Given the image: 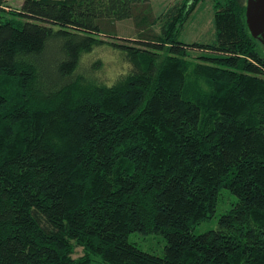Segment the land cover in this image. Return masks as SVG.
I'll use <instances>...</instances> for the list:
<instances>
[{"label":"trees","instance_id":"obj_1","mask_svg":"<svg viewBox=\"0 0 264 264\" xmlns=\"http://www.w3.org/2000/svg\"><path fill=\"white\" fill-rule=\"evenodd\" d=\"M214 4L187 44L184 2L0 0V264H264V46Z\"/></svg>","mask_w":264,"mask_h":264},{"label":"rangeland","instance_id":"obj_2","mask_svg":"<svg viewBox=\"0 0 264 264\" xmlns=\"http://www.w3.org/2000/svg\"><path fill=\"white\" fill-rule=\"evenodd\" d=\"M24 0H4V9L7 13H15L21 9L22 3ZM151 4L154 7V12L156 15L169 10L170 8L179 5H182L183 2L188 6V11L190 17L181 33V41L187 44L200 43V44H212L216 40L215 30H214V12L213 7L215 0H195L193 5V0H150ZM194 6V7H193ZM193 7V8H192ZM10 19V18H9ZM162 22H159L153 26V30L159 34L161 29ZM139 29L135 26V23L131 20L120 22L117 24V33L118 38L122 39H134L139 35ZM146 33V31H145ZM152 36V35H150ZM109 40V38H108ZM99 56H103L108 59L111 56L110 52L107 49L103 51H97ZM98 56V57H99ZM228 195V194H227ZM226 197L230 201H224L221 199L219 207L216 211V215L208 223L201 224L196 227V234L206 232L210 229H213L216 226L217 219L221 213L232 207V202L235 201L233 197ZM131 241L135 242L141 249L149 252H155L159 254L163 248L164 242L161 238L157 236L149 235L144 236L138 233L133 234L130 237ZM84 256V251L82 248L78 247L74 258L78 259ZM100 264V262H97Z\"/></svg>","mask_w":264,"mask_h":264},{"label":"water","instance_id":"obj_3","mask_svg":"<svg viewBox=\"0 0 264 264\" xmlns=\"http://www.w3.org/2000/svg\"><path fill=\"white\" fill-rule=\"evenodd\" d=\"M246 22L252 37L264 46V0H247Z\"/></svg>","mask_w":264,"mask_h":264}]
</instances>
